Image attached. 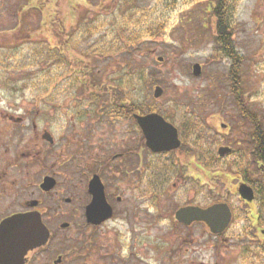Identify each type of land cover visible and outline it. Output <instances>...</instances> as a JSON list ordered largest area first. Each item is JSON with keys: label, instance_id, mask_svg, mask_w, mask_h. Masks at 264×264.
Masks as SVG:
<instances>
[{"label": "rangeland", "instance_id": "374dc122", "mask_svg": "<svg viewBox=\"0 0 264 264\" xmlns=\"http://www.w3.org/2000/svg\"><path fill=\"white\" fill-rule=\"evenodd\" d=\"M212 1L0 0V78H13L0 109L21 119L20 135L30 125L29 142L49 132L41 125L57 115L58 132L87 146L71 160L76 176L66 181L70 173L63 174L61 182L78 204L74 234L90 264H264V195L248 205L236 191L240 175L254 179L259 191L264 187L252 154L257 144L248 142L257 126L264 128V0H230L239 78H229L232 62L218 49ZM105 47L114 50L106 54ZM196 63L199 76L192 71ZM129 65L147 76L131 90L137 106L151 105L179 125L181 152L156 155L145 147L132 114L112 113L117 76ZM156 85L165 90L159 98ZM92 104H98V117L84 137L88 116L71 118ZM65 125L72 131L61 130ZM220 146L237 151L220 158ZM127 150L136 151L118 159ZM103 162L109 165L101 169ZM95 173L114 215L89 225L81 213ZM218 201L233 210L221 237L204 223L188 227L175 219L178 207Z\"/></svg>", "mask_w": 264, "mask_h": 264}, {"label": "flooded vegetation", "instance_id": "af4514ba", "mask_svg": "<svg viewBox=\"0 0 264 264\" xmlns=\"http://www.w3.org/2000/svg\"><path fill=\"white\" fill-rule=\"evenodd\" d=\"M12 79L0 78V97L3 95L6 97V93L10 92L11 89L8 88L11 87ZM235 101L237 102V100ZM93 106L92 104L91 110L90 108L83 109L81 112L75 110L72 114L71 119L73 122L83 121L88 116V124L81 128V133H84V137H87L90 131L94 129L93 117H98L96 114L98 113V108L95 109ZM104 106L105 100L102 101V105L99 107L102 109L101 119L105 126ZM243 112L249 115L247 110ZM26 115L30 117L31 114L27 112ZM56 116H54L55 118L51 116V118L47 119L46 123L41 125L50 131L43 130L45 133L40 134L41 136L36 134L34 140L30 141L34 145L31 147V143L28 140L30 138V125H25L26 142L25 136L20 135L19 132L23 129V126L18 123L21 119L15 122L12 110L0 109V251H2V255L7 256L6 260H10L9 264H90L87 260L82 259L84 257L82 253L85 246L79 244L80 240L75 239L76 223H78V218L80 217L78 204L75 203L76 199L73 196L65 195V192L69 189V184L65 185L61 182L63 174L70 173L69 176H65L66 181L70 177L76 176L77 169L71 160L73 157L78 158V149L86 151L87 146H83L82 148L83 142H76L75 139L73 141L72 137L65 136L66 133L64 131H60L61 133H59V127L54 124L57 122L55 120ZM36 120V118L32 120L34 128H36V123L40 124ZM221 126L227 127L225 123L221 124ZM64 128L67 131H72L71 127L68 129V125L61 127V130ZM255 131L258 134L257 142L261 141L264 144V128L261 124L255 128ZM254 141L255 137L253 133L251 138L249 136L248 142ZM259 143H257L258 146L256 145L258 149ZM183 145L184 142L182 140L181 146L177 149L160 154L173 153L175 155L181 152ZM230 149L231 154L237 151L233 147H230ZM135 151L127 150L122 154H118V159L130 153H135ZM64 152H68L69 154L63 157ZM257 153L258 151L252 150V154L255 155V161L260 166L258 171L264 175V159H258L256 157ZM155 154L159 155L158 153ZM197 163L195 162L194 164L196 165ZM108 165V163L103 162L101 169H104ZM69 168L72 171L66 172V170L69 171ZM197 169L201 170L198 167ZM93 175L89 178L86 185L88 193L89 182ZM253 180L240 175L239 181L236 183L237 192L239 186L243 183H246L253 189V194H255L254 199L251 202L243 200L248 205L254 204L257 194L263 195L261 192L264 191V187L259 191L256 183H252L254 182ZM91 199L92 196L90 195L89 201L83 206L84 210L81 213V217L85 220L87 219L85 213L86 207ZM120 199L118 197V200ZM254 211L256 212V210ZM16 216H23L27 220L31 219V217L38 221L40 220L42 224L41 234H48V238L44 240L43 236L39 235L41 238L39 239L38 237V241L31 246L26 237L9 236L6 227L7 223L12 217Z\"/></svg>", "mask_w": 264, "mask_h": 264}, {"label": "water", "instance_id": "95a60500", "mask_svg": "<svg viewBox=\"0 0 264 264\" xmlns=\"http://www.w3.org/2000/svg\"><path fill=\"white\" fill-rule=\"evenodd\" d=\"M163 60L159 57V61ZM193 73L196 76L201 74L202 68L199 63L193 66ZM164 93L161 86L154 88V97L159 98ZM137 123L140 126L143 136L146 140V147L154 153L170 152L180 147L182 141L180 139L178 128L167 121L162 115L158 113H149L146 115H134ZM231 149L222 146L218 149V154L223 157L230 153ZM105 186L99 175H94L89 183V192L92 194V200L86 207L87 223L99 225L113 216V207L107 201L105 194ZM239 193L248 201L254 199V192L251 187L242 184L239 187ZM232 212L227 203H215L209 207H200L198 205H188L180 207L175 217L178 222L191 225L194 222H203L207 225L210 232L214 235L223 233L231 224ZM29 219V218H28ZM41 221L31 217L27 220L25 217H12L7 223L9 236L26 237L28 242L32 245L38 241L39 235L43 239L48 238L47 235H42ZM39 237V239L41 238ZM2 255L0 251V264H9L10 260H6L7 256Z\"/></svg>", "mask_w": 264, "mask_h": 264}, {"label": "trees", "instance_id": "16d2710c", "mask_svg": "<svg viewBox=\"0 0 264 264\" xmlns=\"http://www.w3.org/2000/svg\"><path fill=\"white\" fill-rule=\"evenodd\" d=\"M212 6L211 7V14L214 16L215 21H216V41L218 45L219 51H223V53L228 57V59L231 60V71L229 74V78H239L238 73V67L240 64V61L242 57L240 54L237 52L234 41L232 38V31H231V20H230V13L229 9L231 6V1L230 0H213L212 1ZM132 10V9H131ZM91 30V28H88V30ZM127 48L125 45L122 47H117L118 50L125 49ZM105 53H110V51L114 50V48H106L105 47ZM62 52V51H60ZM116 52V51H115ZM103 53V52H102ZM130 69L128 70H122L119 71V74L117 76L118 83H117V89L115 90V97L114 100L116 101L113 105L112 108V113H120L121 111H126L129 114L134 115L135 113H140L142 114H147L150 112H156L157 109H155L153 106L149 105H143L141 107H138L135 100L133 99V95L131 91L133 88H137L140 83L143 81L145 82L147 76L144 70L141 69H133L132 65H129ZM80 78V77H79ZM129 90V91H128ZM131 91V92H130ZM94 95L95 98L98 97L97 94L98 92L95 93ZM114 96V95H113ZM99 101V97H98ZM98 103V102H96ZM96 109L97 106H94ZM131 115V116H132ZM167 119H170L168 116H166ZM256 132V136H257ZM145 139L143 138V141ZM258 140V137H257ZM259 143V149L257 148L256 151H258L256 157L258 159H264V144L261 141H258ZM264 194V191L261 192Z\"/></svg>", "mask_w": 264, "mask_h": 264}]
</instances>
